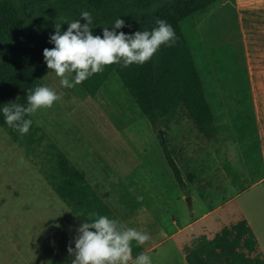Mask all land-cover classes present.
<instances>
[{
	"label": "rangeland",
	"instance_id": "rangeland-1",
	"mask_svg": "<svg viewBox=\"0 0 264 264\" xmlns=\"http://www.w3.org/2000/svg\"><path fill=\"white\" fill-rule=\"evenodd\" d=\"M197 31L203 62L204 49L214 47L224 62L227 53H231L240 67L245 65L232 0L210 5L200 15ZM42 85L54 88L62 98L52 108L38 110L35 118L52 130L45 128L67 155L75 150L89 159L94 171L88 174L90 181L114 206L139 211L136 219L154 232L149 241L164 240L154 253L165 255L178 242H182L185 253L197 237L215 235L236 221L237 210L246 208V198L254 192L238 193L257 180L260 154L255 144L251 148L242 146L225 126L217 138L206 139L186 118L170 123L165 131L186 180L183 191L159 143L162 127L151 125L115 72L94 96H80L79 85L61 87L52 70ZM226 121L223 116L220 123L225 125ZM13 145L16 143L0 126V184L11 186L0 215V264L32 260L40 252L36 248L39 238L46 235L43 231H51L57 219L51 205L64 202L53 189L46 190L51 186L38 167L24 151L12 149ZM112 148H116L114 154L110 153ZM32 156L38 160L34 152ZM186 170L193 174L192 181ZM121 175L127 176L122 180ZM257 190L258 186L254 191ZM49 198L51 205L45 203ZM196 218L200 220L195 221ZM178 227L181 234L168 237ZM150 256L157 258L155 254Z\"/></svg>",
	"mask_w": 264,
	"mask_h": 264
},
{
	"label": "trees",
	"instance_id": "trees-1",
	"mask_svg": "<svg viewBox=\"0 0 264 264\" xmlns=\"http://www.w3.org/2000/svg\"><path fill=\"white\" fill-rule=\"evenodd\" d=\"M217 1L0 0V109L10 102L26 106L28 90L42 86L49 72L43 49L54 47L49 37L55 32V24H61L63 32L68 27L64 21L80 19L84 10L92 13L93 35H102L104 27L111 31L116 18L124 20L126 25L116 31L125 34L150 31L156 27L157 19L166 20L177 36L173 47L161 45L153 58L142 66H105L102 73L79 84L78 94L94 96L115 72L151 125L162 127L158 138L165 161L178 186L186 191L183 171L166 136L165 128L170 123L186 118L206 139L217 138L225 126L242 146L251 148L255 144L260 151L246 64L240 67L231 53H227L224 62L214 47L205 48L204 62L200 59L202 43L197 25L200 15ZM81 23L85 21L81 19ZM223 116L227 119L225 125L220 123ZM25 118L33 120L26 135L9 127L2 111L0 126L33 161L78 219L88 222L91 212L118 218L34 116ZM186 176L189 181L193 180L188 170ZM140 252H143L142 246L133 242V256ZM185 259L188 264H264V257L257 250V240L245 219L223 226L210 239L204 235L197 237L186 248Z\"/></svg>",
	"mask_w": 264,
	"mask_h": 264
},
{
	"label": "clouds",
	"instance_id": "clouds-1",
	"mask_svg": "<svg viewBox=\"0 0 264 264\" xmlns=\"http://www.w3.org/2000/svg\"><path fill=\"white\" fill-rule=\"evenodd\" d=\"M81 19L85 23L82 24ZM64 23L68 25L67 30L61 32V24H55V32L49 37L54 47L43 49L47 69L55 72L64 88H73L92 75L102 73L105 66H142L153 58L161 45L173 47L177 42L174 28L163 19H157L156 27L150 31L132 34L118 33L116 29L126 25L124 20L116 18L111 31L104 27L102 35H93V16L87 10L81 11L80 19ZM61 98L62 94L54 88L37 86L26 93V106L10 102L0 111L9 127L26 135L33 120L25 117L52 108ZM87 220L78 228L75 248H68L75 256L72 264H152V257L146 252L133 256V242L142 246L151 239L147 231L128 227L118 218L96 212L89 213Z\"/></svg>",
	"mask_w": 264,
	"mask_h": 264
},
{
	"label": "crops",
	"instance_id": "crops-1",
	"mask_svg": "<svg viewBox=\"0 0 264 264\" xmlns=\"http://www.w3.org/2000/svg\"><path fill=\"white\" fill-rule=\"evenodd\" d=\"M233 3L236 10L239 33L243 43L245 64L248 70L249 83L257 118L260 150V168L256 175V177L258 176L257 180L250 184H246L238 194L254 193L246 198V208L237 210L239 216L236 215V221L240 219L246 220L257 240V250L264 257V0H234ZM33 116L34 118L36 117L35 115ZM35 119L37 120V118ZM37 122L46 132L45 128H48L38 120ZM48 130L49 132H52L51 129ZM10 142L12 144L11 140ZM55 143L62 150L58 143ZM12 149L19 152L22 151L16 145H13ZM115 150L116 148H112L110 153L114 154ZM67 153L68 155L65 154L70 161L83 173L89 184L125 225L137 228L138 230H143L144 228V231H147L151 237L153 236V230L151 231L148 227L142 226V222L140 223V221L136 219L135 216H139L138 210H125L124 208L114 206L112 200H108L104 194L94 187L88 177L90 172H94L91 169L92 166L89 163V159L82 155L79 156V152L75 150H71ZM81 153L83 154L82 151ZM31 165L33 166L32 163ZM87 165H90L91 167L89 166L90 168H85ZM126 176L127 175H121V179L124 180ZM101 178L102 180H105L107 177ZM256 186H258L257 192L254 191ZM50 188L51 189L46 190L53 189L52 187ZM10 190L11 186L9 184H0V215L3 213L2 204L6 201L5 195L7 191ZM52 191L57 194L54 190ZM13 193L17 194L18 192L13 191ZM238 194L236 195V198L238 197ZM58 198H60V196ZM45 203L51 205L52 201H50L49 198ZM51 207L53 208V213L56 215L57 219L51 227V231L44 230L43 233L46 235L43 239L39 238V246L36 248V252L37 250H40V252L37 253L32 260H26L21 264H72L75 256L74 253H69L68 248H75V238L79 235L78 228L82 222L71 211L68 205L62 201L51 205ZM198 218H196L195 221L200 220ZM181 232V228L178 227L175 231L170 233L168 237H176L177 235H180ZM213 236L214 235L208 234L207 238L210 239ZM163 241V239L151 242L148 241L142 245L143 252L155 254L157 256L156 259H152V264H188L185 259V253L183 252L182 242H178L173 247H170L167 251L168 253L169 250H171L170 254L166 253L164 255L154 253Z\"/></svg>",
	"mask_w": 264,
	"mask_h": 264
},
{
	"label": "water",
	"instance_id": "water-1",
	"mask_svg": "<svg viewBox=\"0 0 264 264\" xmlns=\"http://www.w3.org/2000/svg\"><path fill=\"white\" fill-rule=\"evenodd\" d=\"M160 133H161V131H160Z\"/></svg>",
	"mask_w": 264,
	"mask_h": 264
}]
</instances>
